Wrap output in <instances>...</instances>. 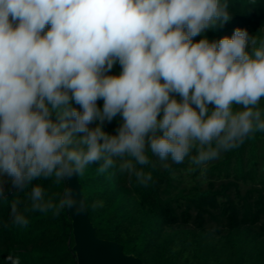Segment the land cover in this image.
Listing matches in <instances>:
<instances>
[{
  "label": "clouds",
  "instance_id": "clouds-1",
  "mask_svg": "<svg viewBox=\"0 0 264 264\" xmlns=\"http://www.w3.org/2000/svg\"><path fill=\"white\" fill-rule=\"evenodd\" d=\"M229 8V0H0V197L9 182L17 192L31 186L27 202L11 204L13 226L26 228L29 212L85 210L70 182L90 165L104 173L119 161L148 187L152 172L137 165L155 168L152 156L188 158L195 171L264 132V37L241 27L204 35L232 20ZM117 118L115 132L105 131ZM37 180L66 186L49 193ZM6 261L21 264L18 255Z\"/></svg>",
  "mask_w": 264,
  "mask_h": 264
},
{
  "label": "trees",
  "instance_id": "trees-1",
  "mask_svg": "<svg viewBox=\"0 0 264 264\" xmlns=\"http://www.w3.org/2000/svg\"><path fill=\"white\" fill-rule=\"evenodd\" d=\"M229 5L232 20L204 35L218 40L241 27L264 37V0L255 5L229 0ZM120 70L116 64L112 74ZM118 123L119 118L106 124L105 131L114 133ZM151 159L155 168L137 165L152 172L148 187L120 172L119 161L104 173L97 172V163L78 175L98 238L122 245L145 264H264V132L195 171L188 158L182 164ZM33 183L49 193L66 186L58 189L52 180ZM30 187L17 192L9 182L6 199L0 197V264H10V254L21 264H77L68 209L59 216L29 212L26 228L12 225L11 204L27 202Z\"/></svg>",
  "mask_w": 264,
  "mask_h": 264
},
{
  "label": "water",
  "instance_id": "water-1",
  "mask_svg": "<svg viewBox=\"0 0 264 264\" xmlns=\"http://www.w3.org/2000/svg\"><path fill=\"white\" fill-rule=\"evenodd\" d=\"M70 183L77 201L81 197L85 200L78 176ZM69 214L73 225L75 243L73 251L77 257V264H145L140 258L126 254L122 245L97 237V230L90 220L87 204L85 210L80 212L69 210Z\"/></svg>",
  "mask_w": 264,
  "mask_h": 264
},
{
  "label": "rangeland",
  "instance_id": "rangeland-1",
  "mask_svg": "<svg viewBox=\"0 0 264 264\" xmlns=\"http://www.w3.org/2000/svg\"><path fill=\"white\" fill-rule=\"evenodd\" d=\"M0 179H3V178H0Z\"/></svg>",
  "mask_w": 264,
  "mask_h": 264
}]
</instances>
